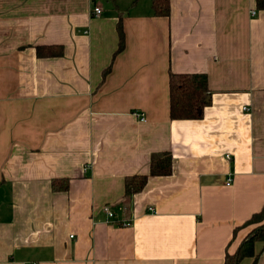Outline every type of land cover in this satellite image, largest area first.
Masks as SVG:
<instances>
[{"label":"crops","instance_id":"crops-1","mask_svg":"<svg viewBox=\"0 0 264 264\" xmlns=\"http://www.w3.org/2000/svg\"><path fill=\"white\" fill-rule=\"evenodd\" d=\"M169 4L0 0V264H224L248 237L264 209V10ZM49 46L61 55L38 57ZM170 73L207 76L201 120L170 119ZM158 154L171 174L126 198ZM263 246L238 264H264Z\"/></svg>","mask_w":264,"mask_h":264},{"label":"trees","instance_id":"trees-1","mask_svg":"<svg viewBox=\"0 0 264 264\" xmlns=\"http://www.w3.org/2000/svg\"><path fill=\"white\" fill-rule=\"evenodd\" d=\"M256 6L258 9L264 10V0H256ZM152 8L155 16L169 17V0H152ZM118 36L119 43L115 54L121 52L124 48V36L120 24L118 26ZM36 53L41 58L56 57L61 55V48L55 46L38 47L36 48ZM106 72H104V75ZM208 98L209 89L206 75L170 73L169 116L171 120H201L204 109L209 103ZM171 171L172 162L169 154L153 155L150 160L149 175L134 176L126 179L125 197L129 198L133 194L140 192L145 187L148 176H168ZM263 216L264 209L258 215H254L248 223L253 220L263 221ZM259 234L246 239L235 255H227L224 264H238L239 261L246 257H252L256 260L259 253H254L253 245L258 241L264 243V227Z\"/></svg>","mask_w":264,"mask_h":264},{"label":"built area","instance_id":"built-area-1","mask_svg":"<svg viewBox=\"0 0 264 264\" xmlns=\"http://www.w3.org/2000/svg\"><path fill=\"white\" fill-rule=\"evenodd\" d=\"M101 14V9L98 7L93 8L92 10V15L93 16H99ZM254 14V13H253ZM247 110V109H244ZM140 121L144 122L145 121V116L144 115H140ZM231 180H228L226 185H230ZM152 210V209H150ZM102 212L106 215V223L108 224H113L116 221V215L113 212V210L110 208V206L106 205L103 207ZM121 226L123 227H130L131 226V222L130 221H124L121 223Z\"/></svg>","mask_w":264,"mask_h":264},{"label":"rangeland","instance_id":"rangeland-1","mask_svg":"<svg viewBox=\"0 0 264 264\" xmlns=\"http://www.w3.org/2000/svg\"><path fill=\"white\" fill-rule=\"evenodd\" d=\"M252 230L250 231L248 237L246 239H248L249 237H255L256 235H260L259 233L262 232V229L264 227V222L263 221H257V220H253L250 223H248L246 226H252Z\"/></svg>","mask_w":264,"mask_h":264}]
</instances>
